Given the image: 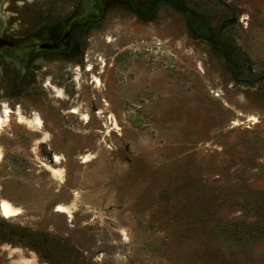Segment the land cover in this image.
<instances>
[{
    "label": "rangeland",
    "instance_id": "obj_1",
    "mask_svg": "<svg viewBox=\"0 0 264 264\" xmlns=\"http://www.w3.org/2000/svg\"><path fill=\"white\" fill-rule=\"evenodd\" d=\"M0 38V264H264V0H0Z\"/></svg>",
    "mask_w": 264,
    "mask_h": 264
},
{
    "label": "bare ground",
    "instance_id": "obj_2",
    "mask_svg": "<svg viewBox=\"0 0 264 264\" xmlns=\"http://www.w3.org/2000/svg\"><path fill=\"white\" fill-rule=\"evenodd\" d=\"M4 40L5 39L0 38V48L1 49L4 46ZM53 46H55V45L54 44H46V43L45 44H42V47H53ZM0 210H1V213L3 214V216H5V217H9V216H12V215H14V214L17 213L16 212V209H14L7 201H2L0 203Z\"/></svg>",
    "mask_w": 264,
    "mask_h": 264
}]
</instances>
